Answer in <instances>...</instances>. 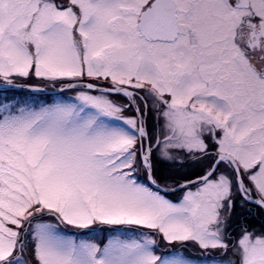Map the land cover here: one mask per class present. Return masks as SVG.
Masks as SVG:
<instances>
[{"label": "snow or ice", "instance_id": "snow-or-ice-1", "mask_svg": "<svg viewBox=\"0 0 264 264\" xmlns=\"http://www.w3.org/2000/svg\"><path fill=\"white\" fill-rule=\"evenodd\" d=\"M0 264H264V0H0Z\"/></svg>", "mask_w": 264, "mask_h": 264}]
</instances>
